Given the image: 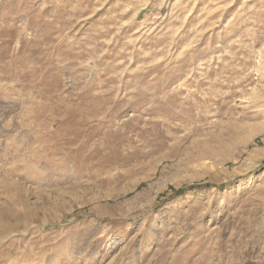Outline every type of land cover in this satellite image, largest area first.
Instances as JSON below:
<instances>
[{
    "label": "rangeland",
    "instance_id": "rangeland-1",
    "mask_svg": "<svg viewBox=\"0 0 264 264\" xmlns=\"http://www.w3.org/2000/svg\"><path fill=\"white\" fill-rule=\"evenodd\" d=\"M0 264H264V0H0Z\"/></svg>",
    "mask_w": 264,
    "mask_h": 264
},
{
    "label": "bare ground",
    "instance_id": "bare-ground-1",
    "mask_svg": "<svg viewBox=\"0 0 264 264\" xmlns=\"http://www.w3.org/2000/svg\"><path fill=\"white\" fill-rule=\"evenodd\" d=\"M94 107H96V111L98 112V111H100V108L101 107H99V106H94ZM150 118V117H149ZM148 118V120L149 121H151V120H153V119H149ZM146 121L145 123H144V126L146 127L147 125V128H149V130H151L152 131V137H157V138H160L161 139V142H157V145H155V146H161V144H162V141H163V139H164V137H168V138H170V139H173V135L169 132V130H167V129H164V131H159V130H157V127H156V122L155 121H153V123H151V124H149L148 122L149 121ZM136 120L135 119H130V120H128V121H125V124H127L129 127H130V125H133L134 123L136 124ZM127 126V127H128ZM128 127V128H129ZM126 130V129H125ZM115 133V132H114ZM114 134H112V136H113ZM111 136V137H112ZM111 137H110V139H111ZM115 141V140H114ZM174 146L176 147V145L174 144ZM153 168V167H152ZM131 169V168H130ZM130 171H132V170H130ZM129 170H127V169H125V170H123V171H120V172H116L115 174L113 173V174H109V175H105L104 177H103V179H105L104 181L105 182H109L110 181V178H112V179H122L125 175H130L131 174V172H130ZM134 171V170H133ZM121 173H124V175L123 174H121ZM149 175V173H147L144 177H142L141 179H138V178H136L134 181H132V184H131V189L132 188H134L137 184H139L141 181H144L145 179H146V177ZM147 181V180H146ZM127 190H130V188L129 189H125L124 191H123V193H125ZM128 193V192H127ZM29 209V208H28ZM30 211V210H29ZM5 213L6 212H9V213H11V214H13V215H15L14 213H12L11 211H8V210H6V211H4ZM24 212V211H23ZM28 214L30 215V213L28 212ZM32 214L33 213H31V216H32Z\"/></svg>",
    "mask_w": 264,
    "mask_h": 264
}]
</instances>
